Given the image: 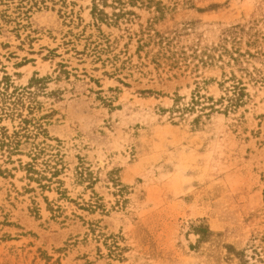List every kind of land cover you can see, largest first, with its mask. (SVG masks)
<instances>
[{
	"label": "rangeland",
	"instance_id": "1",
	"mask_svg": "<svg viewBox=\"0 0 264 264\" xmlns=\"http://www.w3.org/2000/svg\"><path fill=\"white\" fill-rule=\"evenodd\" d=\"M134 1L0 0V264H264V0Z\"/></svg>",
	"mask_w": 264,
	"mask_h": 264
},
{
	"label": "trees",
	"instance_id": "2",
	"mask_svg": "<svg viewBox=\"0 0 264 264\" xmlns=\"http://www.w3.org/2000/svg\"><path fill=\"white\" fill-rule=\"evenodd\" d=\"M134 0H128V1H124V0H91L92 3V9H91V13L92 16H94V18L99 21V22H104L107 24H112L116 22V19L120 16H124L126 14H131V11L126 10L124 5L126 4H134ZM159 4L156 3L155 8V12L156 15L154 16V21H158L159 19H163L164 15H165V11L163 10V8L158 6ZM105 7H111L112 9H114V11L112 12V14L109 16L106 12H105ZM116 9H118V12H116ZM152 27V24H149ZM145 31V30H144ZM141 31L140 33V37H143V35H145V32ZM146 36L147 37V42L146 44H149L150 41L153 42V44H155L157 46L156 50L153 51V53L150 55V60L157 66V67H162V68H168L169 70H172L174 68L177 69H185V68H190V64L188 62V59H191L194 57H200V55H198V52L196 50H191V54H187L186 51H173L172 49V43L170 41V39L164 37L166 34L165 31H158L156 29H152V28H147L146 29ZM141 40V39H140ZM145 42V41H144ZM142 47V45L138 46V49ZM211 49H215V47H211ZM224 52H228L226 49H224ZM207 55H204V57H206V59L202 57H200V63L202 65H206V64H210L213 63L214 59H211V55L209 53H206ZM229 54V59L231 62L234 61L235 66L238 67V69L241 70V66L239 65V57L240 54L238 53H231L228 52ZM236 54V55H235ZM235 55V56H234ZM210 58L209 61H207V58ZM213 58V57H212ZM222 58V54L220 53V55L218 56V60ZM224 65L229 64V60L227 61V63H223ZM198 64L193 63L192 67L194 69L198 68ZM248 78H253L249 75ZM229 81H231V85H229L228 87H225V93L224 96H221L218 100H216V102L222 103L223 100L227 101V104L223 107V111L226 113L227 111H231V110H235L238 106H240V104L244 103V96H246V88L242 82L241 79H237L234 72L231 71L229 78L227 79ZM225 83V81L223 82ZM220 86H223V84H219ZM208 100L211 99V107L214 105L212 98H208ZM197 100L192 99V104L197 103ZM186 110V108L184 109ZM13 143V141H11L10 137H8L4 131L2 130V128H0V146H8L9 144ZM46 167L45 170H47L48 172H50V170L53 167H50V165L45 162ZM28 170L29 172H33L36 174L35 169L33 168V165L28 164ZM54 169V168H53ZM58 172L57 169H54V171L50 172L51 175H56V173ZM83 172H80V175H82ZM45 178L44 175L40 176V178Z\"/></svg>",
	"mask_w": 264,
	"mask_h": 264
}]
</instances>
